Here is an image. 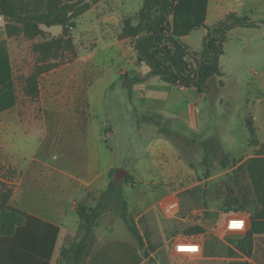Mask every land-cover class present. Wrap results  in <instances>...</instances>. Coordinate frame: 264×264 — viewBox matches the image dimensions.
Listing matches in <instances>:
<instances>
[{"label":"rangeland","instance_id":"1","mask_svg":"<svg viewBox=\"0 0 264 264\" xmlns=\"http://www.w3.org/2000/svg\"><path fill=\"white\" fill-rule=\"evenodd\" d=\"M16 6H19V15L23 17L33 16L46 8L45 3L33 0H16ZM9 25L13 33L3 52L10 64L8 84L13 89L17 107L10 113L18 114L26 124L28 150L31 152L40 144L41 155L56 157L57 160L52 159L51 162L56 169L64 170L75 165L74 170L78 169L80 173L81 162L65 161L76 144L74 134H79L82 124L87 123L102 132L110 127L115 135L109 144L115 153L116 169L128 172L117 188L121 191L122 200V192L125 195L129 193V215L137 224V234L144 239V246L156 248L146 257L139 244L127 235L119 217L108 213L98 224V240L87 258H93L94 264L98 261L100 264H241L236 260L237 256H231L228 244L235 248L234 242L243 237L231 235L224 243L215 238L214 233L230 214L246 215L250 228L253 209L261 208L253 181L258 180L263 185L264 180L253 178L252 172L257 167L261 174L263 168L254 162L250 172L247 166L256 155L264 156V147L258 150L253 147L256 137L247 146L249 135L244 121L256 83L252 72H259L264 64V37L258 39V58L253 61L246 57L237 59L239 53L235 44V41H244L250 36L240 32L236 37H227L229 52L221 64L230 72L222 78L225 86L220 92V82L214 80L203 87L204 94L196 107L197 120L202 126L195 132L187 124L186 128H170V136L159 138L162 144L157 139H141L137 125L153 120L156 115L166 116L171 100L146 101V98L140 105V100L134 98L135 115L128 104L127 93L121 87L122 82L116 81L117 65L92 78L86 76L85 82L83 75L97 73L100 69L94 62L83 65L89 54L96 57V50L81 49L79 42L73 44L61 34L53 36L43 25L39 26L42 34L33 39L22 36L20 24L10 22ZM61 29L53 26L50 31L56 34ZM189 58L197 61L192 55ZM34 71H41L35 97L26 94L25 84V79ZM6 83L1 81L0 88ZM113 83L116 85L111 88ZM172 98L174 102L195 104L199 95L192 89L184 92L175 89ZM173 150L186 170V177L177 189L163 191L175 182L168 181L158 168H164V162H161L163 154ZM61 155L64 160L58 161ZM138 159H146L153 172L139 174L134 178V185L131 164ZM25 161L27 157L20 163ZM17 171L5 169V179L14 177ZM95 176L100 179V172L96 171ZM105 180L107 183L113 181L109 171L105 172ZM146 183H153L150 187L156 188L148 189ZM172 192L179 197L180 212L175 219L167 220L160 214L158 204L163 196ZM141 200H144L142 206L139 205ZM108 233L119 237L120 244L125 245L119 253L104 250L109 242L105 239ZM184 240L202 244L198 256L175 252V244ZM257 245L264 249V237L257 240Z\"/></svg>","mask_w":264,"mask_h":264},{"label":"crops","instance_id":"2","mask_svg":"<svg viewBox=\"0 0 264 264\" xmlns=\"http://www.w3.org/2000/svg\"><path fill=\"white\" fill-rule=\"evenodd\" d=\"M142 5L143 0H95L90 3L88 9L72 20L74 27L71 29L70 37L73 44L79 42L81 49L96 50L95 58L93 54H89L86 59L82 57L85 59L83 65L94 62L96 63L95 66L100 67V69L96 68L97 73L83 75V81H85L86 76L92 78L107 68H112L115 65L119 67L116 70L118 75L116 81L122 82L121 87L127 93L128 104L135 115L137 109L132 103L134 98L140 100V105L144 103L146 98H148L146 101L171 100L166 116L156 115L153 120H145L146 122L142 121L144 123L137 125L138 136L141 139H157V141L162 142V137L170 136V128L176 130L181 127L186 128L185 124H187L189 127L191 125L190 128L194 132L199 130L202 123L197 120L196 107L202 99L204 90L200 93L194 86L164 83L153 75L151 68L146 63L138 61L135 49L136 39L125 37L123 28L126 19H131L133 26L138 23L137 15ZM231 15L237 18L246 17L251 22L260 25L254 28L234 27L228 31L223 42V54L218 60L222 76L210 79L216 83L220 82L219 92L225 86L222 78L230 72L229 68L226 66L224 68L221 64L229 52L228 36L236 37L240 32H245V36H250V38L244 41H235L239 53L237 59L238 57H246L253 61L258 58V39L264 37V0H206L203 23L189 33L176 37L180 43L188 48L190 55L197 59L195 62L189 58L190 55L186 58L190 68L196 69L199 60L198 55L211 29ZM169 21L172 23V17H169ZM5 26V18L0 17V42L8 46L10 38L6 33ZM45 28L53 36L62 35V29L53 34L50 31L51 27ZM74 61H78V59H74ZM122 67H126V69ZM252 76L256 83L253 98L248 102L249 108L244 125L249 135L247 146L250 140H254L256 137L253 147L258 150L264 147V64L259 72H252ZM89 83H92L91 80ZM114 85L116 83H113L111 88ZM175 89L180 92L187 89L195 90L199 98L196 99L195 104H186L185 101L174 102L172 95ZM88 94L89 91H87V96ZM15 108L17 107L14 95V102L0 111V168L4 171L8 168L18 171L10 179L6 180L1 176L0 179L12 188L10 206L24 212L26 218L24 223L16 228L13 235L0 236V264H61L62 248L77 239L80 224L77 215L78 207L93 208L108 186L105 180V172L116 169L115 153L109 144L110 139L114 138L115 135L110 127H106L102 132L91 123L82 124L80 133L74 134L76 144L68 153L70 157L65 159V161L70 162H81L80 173L77 171L78 169L74 170L75 165L64 170L56 169V166L51 164L52 159L56 157L50 158V155H41L39 152L40 144L33 151L28 150L29 147L26 146L28 139L26 138L29 136L25 133L26 124L18 114L10 113ZM249 125L254 131L253 137L249 132ZM25 157H27V162L20 163V160ZM61 157L62 155L59 156L58 161L64 160ZM179 160L180 158L174 150L163 154L161 162H164V168L158 169L168 181L175 182L174 185L162 189L163 191L177 189L185 179L186 170ZM158 169L155 167L156 171ZM152 170L153 167L147 163L146 159H138L132 162L131 172L134 185L136 184L134 178L139 174L152 173ZM96 171L100 172V179L95 176ZM152 184L146 183V187L148 189L156 188L150 187ZM128 194L127 192L125 195L123 191L130 212L131 204ZM142 201L144 202V200L139 202L140 206H142ZM108 213L111 212L104 213L99 222ZM243 216L247 217L246 215ZM118 219L119 222H122L120 218ZM247 219L249 221L248 217ZM134 223L136 224L135 220ZM98 224L94 230L95 242L93 246L98 240ZM126 232L137 244L127 229ZM261 237L264 235L259 236V238ZM105 239L109 241L104 247V250L105 248L108 250L107 252L114 253L116 251L119 253L121 248L125 247V245L120 244L119 237L113 233L105 235ZM127 248L131 250L128 245ZM87 257L83 264L86 260V264H94L93 258ZM97 264H100V261ZM254 264L257 263L254 262Z\"/></svg>","mask_w":264,"mask_h":264},{"label":"trees","instance_id":"3","mask_svg":"<svg viewBox=\"0 0 264 264\" xmlns=\"http://www.w3.org/2000/svg\"><path fill=\"white\" fill-rule=\"evenodd\" d=\"M45 3L46 8L33 16L23 17L19 15V6L16 0H0V17L6 20V33L8 37L13 33L10 22L20 24L21 34L24 38L33 39L42 34L40 25L45 27L60 26L65 40H71L70 32L74 27L73 19L81 15L95 0H33ZM206 0H143L137 20L133 26L131 19L124 21L123 35L135 38V49L139 62L146 63L152 70L153 75L170 85L194 86L198 92H203V87L213 77L222 76L218 60L223 54V42L228 31L234 27L254 28L260 24L251 22L246 17L237 18L228 16L222 23L213 27L203 43L199 53L198 66L190 68L186 58L191 54L186 46L180 43L176 37L189 33L199 27L204 20ZM172 17V23L169 21ZM72 42V40H71ZM5 43L0 42V82L7 81L0 88V111L14 102V92L8 84L9 62H6L3 50ZM41 71H34L25 79L26 94L34 97L37 95V78ZM250 134L254 135L251 126H248ZM256 162L263 168L251 171V165ZM227 163V162H226ZM248 170L254 174L253 178L264 180V156L256 155L248 163ZM113 170L109 172L112 176ZM0 176L6 178L4 170L0 168ZM254 180V188L257 193L260 209L254 208V214L250 218V228L243 238L234 242L235 248L246 255L251 261L241 264H264V249L257 245L259 236L264 235V182L261 185ZM12 188L0 179V236H11L16 228L21 226L26 218L24 212L10 206L9 201ZM123 194V192H122ZM106 212L116 214L123 222L127 231L136 240L148 257L154 252L155 247L144 246L143 240L138 236L136 224L130 217L128 205L121 191L114 182L108 183L106 190L100 195L93 208L79 206L77 215L80 224L77 239L70 245L62 248V264H83L94 242V230Z\"/></svg>","mask_w":264,"mask_h":264},{"label":"built area","instance_id":"4","mask_svg":"<svg viewBox=\"0 0 264 264\" xmlns=\"http://www.w3.org/2000/svg\"><path fill=\"white\" fill-rule=\"evenodd\" d=\"M158 209L160 214L165 219H175L180 212V200L178 195L175 192H172L163 196L159 201ZM248 228L249 223L247 217L243 215L230 214L222 220L221 225L217 228L214 236L219 241L226 243V240L231 235H239L243 237L248 231ZM228 246L231 250V256H233V254L237 256L236 260L239 263L251 261L246 255L239 252L236 248H233L230 244H228ZM201 247L202 244L198 241L184 240L183 242L175 244V252L189 256H198L201 251ZM182 248L186 251H182Z\"/></svg>","mask_w":264,"mask_h":264},{"label":"water","instance_id":"5","mask_svg":"<svg viewBox=\"0 0 264 264\" xmlns=\"http://www.w3.org/2000/svg\"><path fill=\"white\" fill-rule=\"evenodd\" d=\"M127 175L128 172L126 170L114 169L112 174L114 184L117 186Z\"/></svg>","mask_w":264,"mask_h":264},{"label":"bare ground","instance_id":"6","mask_svg":"<svg viewBox=\"0 0 264 264\" xmlns=\"http://www.w3.org/2000/svg\"><path fill=\"white\" fill-rule=\"evenodd\" d=\"M181 250H182V251H186V250H185V249H183V248H182Z\"/></svg>","mask_w":264,"mask_h":264}]
</instances>
